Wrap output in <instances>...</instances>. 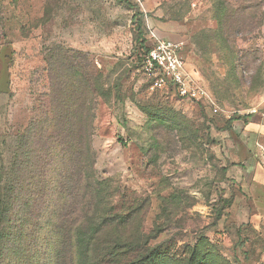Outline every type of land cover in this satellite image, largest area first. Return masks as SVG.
Listing matches in <instances>:
<instances>
[{"label": "rangeland", "instance_id": "rangeland-1", "mask_svg": "<svg viewBox=\"0 0 264 264\" xmlns=\"http://www.w3.org/2000/svg\"><path fill=\"white\" fill-rule=\"evenodd\" d=\"M262 20L264 0H0V195L7 196L11 163L30 128L31 149L42 157L32 162L35 186L56 177L55 167L65 172L64 181L58 177L67 192L81 185V174L73 177L75 154L66 155L78 145L85 171V140L79 145L66 125L49 120L48 59L56 69L75 65L99 80L86 103L92 158L96 178L116 193L114 212L142 209L133 227L143 224L146 234L160 228L151 245L177 256L206 238L221 264H264ZM153 36L182 44L215 106L182 99L171 86L151 90L141 43L152 47ZM31 173L21 169L19 177ZM45 194L31 202L20 244L9 243L13 257L0 264H55L35 246L47 203L56 199ZM73 197L70 218L52 219L65 224V234L79 210ZM54 241L62 243L58 264H72L69 237Z\"/></svg>", "mask_w": 264, "mask_h": 264}, {"label": "trees", "instance_id": "trees-1", "mask_svg": "<svg viewBox=\"0 0 264 264\" xmlns=\"http://www.w3.org/2000/svg\"><path fill=\"white\" fill-rule=\"evenodd\" d=\"M251 8L243 7V10ZM230 17L227 13L224 15L221 20L222 29L225 28V23ZM133 20L134 24L138 26V35L141 38L143 32L141 23L137 20V14L134 15ZM263 22L262 20L261 27ZM144 42L145 40L141 45L146 55L151 47L147 48ZM48 73L50 78L49 97L54 114V117L49 120L66 125L67 131L73 136L75 135L79 145L82 140H85V162L88 163L85 171L81 161L76 160L80 159L77 153L78 145L72 146L76 152L73 151L72 154L66 155L72 158V155L75 154L71 160L74 168L73 177L81 174L80 184L83 187L74 183L70 189L71 193L63 189L62 187L65 186L61 180H63L65 172H61V169L57 167L52 169V174L56 177L47 180L46 185L42 188L35 186L36 171L31 168L32 162L36 163L42 157L31 149L32 145L36 144V139H33L34 130L30 128V132L21 137L15 158L11 163L7 196L0 195V263L8 256H11V259L13 257L9 243L17 246L20 244L27 220L31 217L29 214L31 202L39 197L44 199L47 195L45 193H51L56 196V199L47 203L44 218L39 221L40 230L35 237V246L41 245L45 249L44 259L47 256L51 257L52 253L55 264H58L61 259L62 244L54 241L55 236L59 237V242H62L65 237H69L72 241V264H221V258L217 257L215 247L206 238H200L196 245L189 247L188 253L184 257L177 256L171 253L169 248L151 245V241L157 238L160 228H156L157 233L152 231L151 234H146L143 224L141 227H133L142 209H132L126 214L114 212L113 202L116 193L109 191L112 187L111 184L96 178L92 158L91 102L86 103L90 100L89 94L93 92L92 88L95 89L99 85L98 77L87 73L81 74L75 65L64 64L61 69H56L51 65L49 59ZM82 93L85 94V99H83ZM144 112L149 115L147 111ZM231 122L235 121L231 120ZM244 123L246 124V121ZM41 124L42 121L39 120L38 125ZM58 149L59 146H56V150ZM21 169L24 172L31 170L32 173L27 179L20 178L19 171ZM59 174L61 180L58 177ZM33 190H37L39 193L36 192V194L39 195L35 194L32 197ZM74 195H76V206L79 210L78 213L75 210L76 218H73V223L66 227L69 231L65 234V224L64 226L58 225L52 219L55 216L61 220L64 217L65 219L66 217L70 218L73 213L67 215L65 212L67 205L73 203Z\"/></svg>", "mask_w": 264, "mask_h": 264}, {"label": "built area", "instance_id": "built-area-1", "mask_svg": "<svg viewBox=\"0 0 264 264\" xmlns=\"http://www.w3.org/2000/svg\"><path fill=\"white\" fill-rule=\"evenodd\" d=\"M154 44L144 56L141 70L152 81L151 90L173 87L180 98L195 103H210L213 97L189 69L181 43L153 36ZM218 111V107H215Z\"/></svg>", "mask_w": 264, "mask_h": 264}, {"label": "crops", "instance_id": "crops-1", "mask_svg": "<svg viewBox=\"0 0 264 264\" xmlns=\"http://www.w3.org/2000/svg\"><path fill=\"white\" fill-rule=\"evenodd\" d=\"M162 39H169V38H162ZM170 40H172V39H170ZM174 41V40H173ZM189 66V65H188ZM190 69V68H189ZM197 78V77H196ZM198 79V78H197Z\"/></svg>", "mask_w": 264, "mask_h": 264}]
</instances>
